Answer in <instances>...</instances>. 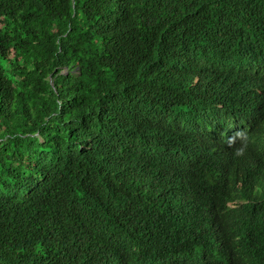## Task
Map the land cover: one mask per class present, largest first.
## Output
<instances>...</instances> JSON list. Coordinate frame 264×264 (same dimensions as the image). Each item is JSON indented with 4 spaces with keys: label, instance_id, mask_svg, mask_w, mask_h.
Returning a JSON list of instances; mask_svg holds the SVG:
<instances>
[{
    "label": "trees",
    "instance_id": "1",
    "mask_svg": "<svg viewBox=\"0 0 264 264\" xmlns=\"http://www.w3.org/2000/svg\"><path fill=\"white\" fill-rule=\"evenodd\" d=\"M262 122L264 0H0V264H179L224 200L264 224L199 137Z\"/></svg>",
    "mask_w": 264,
    "mask_h": 264
},
{
    "label": "clouds",
    "instance_id": "2",
    "mask_svg": "<svg viewBox=\"0 0 264 264\" xmlns=\"http://www.w3.org/2000/svg\"><path fill=\"white\" fill-rule=\"evenodd\" d=\"M200 154L225 187L255 192L264 186V122L248 133L225 137L200 135ZM246 200H224L217 210L203 213V224L188 234L191 247L179 264H260L264 260V224L241 218L230 208ZM234 215L232 218L227 217ZM206 234H201V231ZM200 233V234H199Z\"/></svg>",
    "mask_w": 264,
    "mask_h": 264
}]
</instances>
